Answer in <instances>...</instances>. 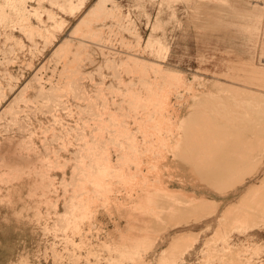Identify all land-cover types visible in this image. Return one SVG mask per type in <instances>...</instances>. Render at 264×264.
<instances>
[{"label": "rangeland", "instance_id": "374dc122", "mask_svg": "<svg viewBox=\"0 0 264 264\" xmlns=\"http://www.w3.org/2000/svg\"><path fill=\"white\" fill-rule=\"evenodd\" d=\"M97 1L0 0V264H264V0Z\"/></svg>", "mask_w": 264, "mask_h": 264}, {"label": "bare ground", "instance_id": "6f19581e", "mask_svg": "<svg viewBox=\"0 0 264 264\" xmlns=\"http://www.w3.org/2000/svg\"><path fill=\"white\" fill-rule=\"evenodd\" d=\"M9 1V0H8ZM7 2V1H6ZM104 2H105V0H98L96 3H95V5L93 6V7H91V8H89L86 12H85V14L82 16V18L78 21V23H77V25L74 27V30H76V29H84L85 27H88V23H89V21H91L92 19H93V17H96L97 16V14H100L102 11H103V8H104ZM14 4H15V1H14ZM13 5V4H12ZM11 6V5H10ZM16 6V5H15ZM25 21V20H24ZM24 23V22H23ZM26 23V22H25ZM24 23V24H25ZM23 24V25H24ZM21 26H22V24H21ZM23 27H25V26H23ZM22 27V28H23ZM86 29V28H85ZM71 43V42H70ZM62 45V44H61ZM61 45H60V49L62 50V52H66V53H64V54H67L68 52H70V46H65V44H63V46L61 47ZM67 45V44H66ZM65 46V48H63ZM78 49V48H77ZM75 50V49H74ZM80 51V50H79ZM82 53V52H81ZM69 54V53H68ZM67 56V55H66ZM140 60V59H139ZM134 61V60H133ZM133 61H131V63L133 62ZM135 62H137V61H135ZM134 62V63H135ZM126 64H127V62H126ZM68 65V64H67ZM128 65V64H127ZM152 65V64H151ZM137 66H139V65H137ZM161 67V66H160ZM68 68V67H67ZM65 71V70H64ZM175 75L176 74H173V72L171 73L170 71L169 72H165V76H166V78H168V79H172L173 77H175ZM177 76V75H176ZM172 82V81H171ZM51 87V86H50ZM54 87V85L52 86V88ZM51 88V89H52ZM56 88V87H55ZM57 88H59V86L57 87ZM50 89V88H49ZM54 89V88H53ZM55 90V89H54ZM157 90V89H156ZM156 90L153 92V91H151L152 92V96L154 95V93H156ZM52 92V91H51ZM54 92V91H53ZM150 92V93H151ZM149 93V92H148ZM147 93V94H148ZM148 97V96H147ZM150 97H151V95H150ZM15 102V101H14ZM11 105V104H10ZM12 107V106H11ZM165 107H162V108H160V109H164ZM9 110H11V109H9ZM162 112V111H161ZM176 113H177V111H176ZM158 115V114H157ZM178 114H176V116H177ZM161 116V115H160ZM155 121H156V119H155ZM162 121H164V120H162L161 118H157V121L156 122H162ZM160 124V123H159ZM169 124V126H172V127H175L176 125L175 124H172V123H168ZM157 125V124H156ZM160 125H162V124H160ZM159 125V126H160ZM158 126V127H159ZM160 128V127H159ZM235 129V128H234ZM159 130V129H158ZM234 132H236L235 130H233ZM232 131V132H233ZM218 133V132H217ZM186 134H187V132H186ZM236 134H237V132H236ZM158 138H159V136H158ZM190 138V137H189ZM162 139V138H161ZM177 139V138H176ZM118 141V140H117ZM191 141V140H190ZM225 141V140H224ZM231 141V140H230ZM123 142V141H122ZM227 142V141H226ZM229 142V141H228ZM227 142V143H228ZM234 142V141H233ZM121 143V142H120ZM124 143V142H123ZM144 143V142H143ZM219 143V142H218ZM171 144V143H170ZM222 144V143H221ZM119 145V144H118ZM151 145V144H150ZM217 145H219V144H217ZM236 145H237V143H236ZM248 145H249V143H248ZM241 146H242V144H241ZM245 146V145H244ZM131 147V146H130ZM238 147H240V145H238ZM249 147V146H248ZM238 150V149H237ZM236 150V151H237ZM235 151V152H236ZM243 151V150H242ZM245 151H247V150H245ZM249 152V151H248ZM247 153V152H246ZM244 159V158H243ZM94 160V159H93ZM233 161H235V159L233 160ZM244 161V160H243ZM92 163H93V161H92ZM231 164H233V163H231ZM231 164H230V166H231ZM236 164V163H235ZM240 165V164H239ZM229 166V167H230ZM234 165H232V167H233ZM228 167V166H227ZM239 167H241V165L239 166ZM238 167V168H239ZM231 168V167H230ZM229 168V169H230ZM237 168V167H236ZM108 169V168H107ZM241 169V168H240ZM239 169V170H240ZM124 170V169H123ZM91 171V172H90ZM90 171H88V172H90V174L91 175H93L94 176V174H96V170H94L93 168H92V170H91V168H90ZM231 171V170H230ZM229 171V172H230ZM236 171H237V169H236ZM102 172V171H101ZM101 172H100V174H101ZM233 172V171H232ZM238 172V171H237ZM103 174H106V173H108L107 171H106V169L105 170H103V172H102ZM117 174H116V176H118V177H121L122 175H124L123 173H122V170L120 169V170H118L117 172H116ZM126 174H127V172H125ZM234 173V172H233ZM236 173V172H235ZM122 174V175H121ZM115 175V174H114ZM121 175V176H120ZM130 175V174H129ZM134 175V174H133ZM229 175H231V174H228V176ZM103 176V175H102ZM200 176V175H199ZM227 176V177H228ZM95 178H98V177H100L99 175H95L94 176ZM232 177V176H231ZM235 177V176H234ZM128 179V178H127ZM130 179V178H129ZM106 192V191H105ZM150 199H151V196L149 197ZM136 199V198H135ZM149 202V201H148ZM161 203V202H160ZM135 206H137V205H135ZM144 206V205H143ZM146 206V205H145ZM138 207V206H137ZM127 208V207H126ZM132 208V207H131ZM135 208V207H134ZM133 208V209H134ZM154 208H156V207H154ZM138 210H139V208H138ZM143 210H144V208H143Z\"/></svg>", "mask_w": 264, "mask_h": 264}, {"label": "crops", "instance_id": "0c3cea01", "mask_svg": "<svg viewBox=\"0 0 264 264\" xmlns=\"http://www.w3.org/2000/svg\"><path fill=\"white\" fill-rule=\"evenodd\" d=\"M259 5V4H258ZM253 8L255 9V8H257L258 10H260V6L259 7H257V6H253ZM256 20V19H255ZM258 20H259V17H258ZM258 20H257V24H258ZM256 28V26L254 27V29ZM259 31H260V27L259 28H256V36L257 37H259ZM257 42H258V39H257ZM167 98H165V99H160V100H166ZM166 102V101H165ZM167 106H165V108H166ZM169 127H172V126H169Z\"/></svg>", "mask_w": 264, "mask_h": 264}]
</instances>
